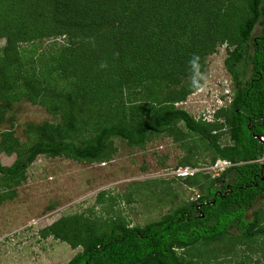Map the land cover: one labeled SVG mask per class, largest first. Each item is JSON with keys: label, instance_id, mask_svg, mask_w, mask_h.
Listing matches in <instances>:
<instances>
[{"label": "trees", "instance_id": "trees-1", "mask_svg": "<svg viewBox=\"0 0 264 264\" xmlns=\"http://www.w3.org/2000/svg\"><path fill=\"white\" fill-rule=\"evenodd\" d=\"M0 38V124L14 125L7 116L22 99L57 118L30 124L25 142L1 132L0 154L16 159L0 161V203L38 156L106 162L115 139L136 148L166 134L189 151L185 167L205 153L230 164L218 177H183L201 194L157 220L83 212L45 227L43 238L82 248L66 264H222L219 244L264 240V0H0ZM222 45L233 98L195 119L177 104L201 88L195 77Z\"/></svg>", "mask_w": 264, "mask_h": 264}, {"label": "rangeland", "instance_id": "rangeland-1", "mask_svg": "<svg viewBox=\"0 0 264 264\" xmlns=\"http://www.w3.org/2000/svg\"><path fill=\"white\" fill-rule=\"evenodd\" d=\"M259 29L257 27L256 32ZM5 43V39L0 38V47ZM43 44L47 46L49 42ZM227 56L226 45H222L207 57L205 72L195 77L201 82V88L177 107L195 119L212 120L219 109L229 106L234 85L224 63ZM7 117L14 125L6 121L0 124V140L1 132L13 127L23 142L28 141L25 130L30 124L57 120L43 106L26 99L15 103ZM115 141L117 152L106 162L88 164L66 157H37L27 168L26 180L12 188L15 197L0 203V264H66L82 248L73 249L53 236L43 238L40 231L45 227L64 216L83 212H92L101 219L122 215L131 225L157 220L176 205L196 200L201 194L199 188L184 182L188 171L198 169L218 177L229 164L223 160L210 164V156L205 153V157L200 155L203 156L200 167H185L181 163L189 151L166 134L155 135L144 147L133 148L121 139ZM226 142L227 136L222 143ZM195 151L200 153L199 149ZM15 159L16 155L0 154L1 164L7 167ZM2 177L0 172V191L3 190ZM167 187L169 190L165 189ZM101 191L107 192V200L102 202L98 200ZM256 206H261V201ZM248 217H252L251 212ZM223 245L213 250L218 252L217 259L222 264L236 263L247 257L253 264H264L263 239L253 246L249 242L233 247L229 243ZM219 248L225 251H218Z\"/></svg>", "mask_w": 264, "mask_h": 264}, {"label": "clouds", "instance_id": "clouds-1", "mask_svg": "<svg viewBox=\"0 0 264 264\" xmlns=\"http://www.w3.org/2000/svg\"><path fill=\"white\" fill-rule=\"evenodd\" d=\"M225 162H227V161H225ZM228 163V162H227ZM227 167H229L230 166V164H228V165H226ZM196 171H198V169H192V170H190V171H188L189 172V174H193L194 172H196ZM189 174H186L185 176H187V175H189Z\"/></svg>", "mask_w": 264, "mask_h": 264}, {"label": "water", "instance_id": "water-1", "mask_svg": "<svg viewBox=\"0 0 264 264\" xmlns=\"http://www.w3.org/2000/svg\"><path fill=\"white\" fill-rule=\"evenodd\" d=\"M263 140V138H261Z\"/></svg>", "mask_w": 264, "mask_h": 264}]
</instances>
